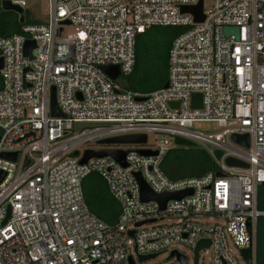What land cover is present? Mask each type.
Segmentation results:
<instances>
[{"label":"built area","instance_id":"built-area-1","mask_svg":"<svg viewBox=\"0 0 264 264\" xmlns=\"http://www.w3.org/2000/svg\"><path fill=\"white\" fill-rule=\"evenodd\" d=\"M8 1L25 9L30 0ZM46 1L41 23L0 35V264H130V258L135 264L138 255L172 250L195 264L201 240L209 245L199 249L196 264L205 256L211 264H246L242 249L250 250V264H264L257 248L264 216L258 207L264 0H210L208 8L204 0ZM200 1L198 21L192 8ZM151 26L184 31L169 48L167 86L140 93L119 78L132 72L137 34ZM28 40L35 42L32 58L24 55ZM105 66H117L118 77L112 79ZM52 92L62 116L51 114ZM195 93L201 95L197 107ZM195 122H215L219 130L202 132ZM149 132L159 144L139 148L156 154L114 146L101 149L126 151L125 165L108 155L79 162L92 149L79 154L82 143L125 134H146L147 142ZM234 134H246L248 144L234 141ZM175 135L204 147L216 169L165 174L161 164ZM227 157L247 166L228 165ZM92 171L119 204L114 224L84 199L82 180ZM138 176L156 193L184 194L161 208L142 199ZM167 260L181 264L175 256Z\"/></svg>","mask_w":264,"mask_h":264},{"label":"trees","instance_id":"trees-1","mask_svg":"<svg viewBox=\"0 0 264 264\" xmlns=\"http://www.w3.org/2000/svg\"><path fill=\"white\" fill-rule=\"evenodd\" d=\"M0 0V35L10 36L21 31L27 23H41L28 8L24 9V19L14 10H5ZM184 31L181 26H151L137 34L135 44V64L130 74L121 76L119 81L129 89L140 93H149L163 87L168 78V53L172 40ZM2 78L0 75V86ZM175 147L166 154L161 167L171 178L200 175L215 170L216 164L209 152L197 142L174 136ZM220 154V151H216ZM84 199L89 209L103 221L114 224L119 214V204L110 195L104 179L92 171L82 180ZM257 232L258 256L264 255V243Z\"/></svg>","mask_w":264,"mask_h":264},{"label":"water","instance_id":"water-1","mask_svg":"<svg viewBox=\"0 0 264 264\" xmlns=\"http://www.w3.org/2000/svg\"><path fill=\"white\" fill-rule=\"evenodd\" d=\"M1 6L5 10H14L17 12L20 16V21H23L24 19V9L10 3L8 0H2ZM184 9H187V7H183ZM201 8V1L199 2L198 5L194 6L192 8V11L194 12L195 15V20H201L202 16L199 14V10ZM229 31V28L226 29ZM35 47V42L33 40H28L25 43L24 46V55L32 58V49ZM2 68V57L0 56V69ZM105 72L112 78L116 79L119 75V69L117 66H105L104 67ZM167 86V83L164 85ZM53 90V88H52ZM200 99L201 95L200 93H195L192 96V104L194 107L200 106ZM173 105V104H171ZM51 114L54 116H62L63 113L59 109L54 92H52L51 96ZM82 126V123H76L75 127L78 129ZM232 138L234 141L241 143V144H248V136L245 135H237L234 134L232 135ZM147 140V135L146 134H125V135H119V136H113V137H108L99 140L101 143L105 144H116V143H138V144H144ZM137 151L141 154H146V155H151V154H156V151H152L149 149L145 148H138ZM74 154H77V152H74ZM126 151L118 150V149H98V150H93V149H86L83 153V156L80 158L79 162L80 163H85L87 160L91 157H100L104 155H108L125 165L124 163V157H125ZM13 160L15 159V154H12L11 157ZM225 162L228 165H235V166H247L246 163L242 162L239 159L233 158V157H227L225 159ZM217 175H221V172H216ZM138 175V173H136ZM138 180L140 183V190H141V197L143 200H154L158 202L161 206V208L165 207L166 202L171 199V198H179L181 197L184 193L183 192H162V193H156L150 189V187L147 185V183L142 179L141 176H138ZM9 212V210H8ZM147 221H152V220H147ZM144 223V221L138 222L137 225H140ZM133 230L129 231V234H132ZM209 245L208 241L201 240L198 245L195 248L194 251V263H197V258H198V251L199 249L206 247ZM241 254L244 257L246 264H250V250L249 249H242ZM157 253L154 254H149V255H138V260L143 261L147 260L149 258H152L156 256ZM173 256H175L181 264H187V258L185 255L179 253L177 250H172L166 257V259H170ZM130 264H133V260L130 258L129 259Z\"/></svg>","mask_w":264,"mask_h":264},{"label":"rangeland","instance_id":"rangeland-1","mask_svg":"<svg viewBox=\"0 0 264 264\" xmlns=\"http://www.w3.org/2000/svg\"><path fill=\"white\" fill-rule=\"evenodd\" d=\"M205 7L208 8L210 5V0H204ZM28 10L34 15L37 16L42 21L46 19V15L48 12L47 8V1L46 0H30ZM74 27L67 26L65 28L66 31H72ZM193 128L202 132H216L219 130L217 123L215 122H195L193 124ZM148 134V141L145 144H138V143H116V144H105L99 142V139H93L89 142L82 143L78 146L79 154L83 152L86 148L92 149H101V148H109V147H123V148H139L141 146L146 147H155L159 143L158 138L156 137V133L149 132ZM199 144V143H198ZM200 145V144H199ZM172 146L175 147V144L172 142ZM201 146V145H200ZM264 188V187H263ZM264 190V189H263ZM259 224V238L262 243H264V216H261L258 219ZM229 247L233 251L235 255H239L236 248L230 242ZM187 254L192 257V251L190 249H184ZM167 253H159L156 256L149 258L147 260L139 261L136 259L135 264H166L168 260L166 259ZM204 264H211L207 258V256L202 257Z\"/></svg>","mask_w":264,"mask_h":264},{"label":"crops","instance_id":"crops-1","mask_svg":"<svg viewBox=\"0 0 264 264\" xmlns=\"http://www.w3.org/2000/svg\"><path fill=\"white\" fill-rule=\"evenodd\" d=\"M264 184L259 187L258 191V207L259 209H264Z\"/></svg>","mask_w":264,"mask_h":264}]
</instances>
